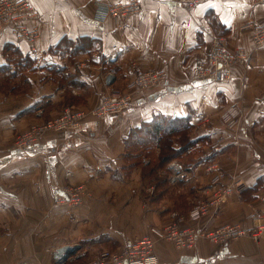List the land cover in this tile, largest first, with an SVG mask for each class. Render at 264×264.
Returning <instances> with one entry per match:
<instances>
[{"label": "crops", "instance_id": "0c3cea01", "mask_svg": "<svg viewBox=\"0 0 264 264\" xmlns=\"http://www.w3.org/2000/svg\"><path fill=\"white\" fill-rule=\"evenodd\" d=\"M32 1L39 18L25 26L37 37L19 39L10 28L0 34V69L18 55L36 66L9 82L0 73V264H58L55 254L67 246L73 251L63 264H90L173 214L187 219L193 204L211 195L216 174L233 194L197 225L254 226L264 193V46L256 47L248 26L264 25V0H226V6L209 0L193 10L173 0H139L142 11L122 29L97 0ZM216 36L249 54L230 82L195 76ZM81 37L98 44L74 59L57 50L65 38ZM15 66L6 75L17 74ZM142 70L164 72L166 86L136 92L123 114L88 116L79 130L49 132L28 150L14 146L31 125L71 104L94 108ZM231 106L242 113L234 129L221 119ZM174 118L195 141L178 159L189 175L176 186L167 181V168L153 166L164 128L139 131ZM177 139L173 147L180 148ZM211 160L218 172H208ZM155 249L161 264H264V239L248 236L223 246L200 238L195 250L157 241Z\"/></svg>", "mask_w": 264, "mask_h": 264}, {"label": "built area", "instance_id": "2783aa9c", "mask_svg": "<svg viewBox=\"0 0 264 264\" xmlns=\"http://www.w3.org/2000/svg\"><path fill=\"white\" fill-rule=\"evenodd\" d=\"M181 4L187 10L195 9L199 4L209 0H173ZM104 6L106 14L110 15L119 26L133 15L139 14L143 5L139 0L128 2L113 0H97ZM39 18V12L32 0H0V34L10 28L19 39L32 40L37 37L36 30H28L25 22ZM253 40L257 48L264 46V25H252ZM249 54L245 49L232 50L229 40L225 36H216L212 39L210 49L204 59L196 68V78L199 80H225L232 78V68L235 65H244ZM167 84L164 72L157 70H142L128 81L121 90L113 91L105 95L101 103L94 108H80L65 106L55 116L40 124L31 125L26 131L18 133L14 139V146L21 150H28L40 143L49 132H67L79 130L83 121L91 116L96 120H105L111 116L125 113L131 109L135 93L151 88H162ZM241 119L240 111L235 107H229L222 113V120L229 128H237ZM216 148V146H215ZM207 170L209 173L218 172L211 160ZM189 172L178 160L168 165V182L176 186L182 182ZM211 197L197 200L189 217L172 215L171 220L158 226H152L147 234L136 238L132 242L123 245L117 250H103L98 258L90 264H161L156 254V242L167 241L180 250H195L200 238H207L215 245H227L231 241L241 237H251L255 242L264 239V193L260 196L263 208L255 213L254 226L247 228L240 224H225L208 228L206 225H197L204 218H212L217 215L228 198L233 194L232 186L221 185L219 174L212 177ZM237 190L243 186L237 183ZM151 191L153 190L150 189ZM78 204L80 200H71ZM67 253L55 254L58 264H63L68 259Z\"/></svg>", "mask_w": 264, "mask_h": 264}, {"label": "trees", "instance_id": "16d2710c", "mask_svg": "<svg viewBox=\"0 0 264 264\" xmlns=\"http://www.w3.org/2000/svg\"><path fill=\"white\" fill-rule=\"evenodd\" d=\"M97 44V41L89 37H81L76 41L65 38L59 43V45L57 46V50L59 49L69 52L72 59H74L75 56L81 51L90 50ZM13 63H15L16 65L15 68L17 74L6 75L5 72L11 68V65ZM35 69L36 66L34 61H32L28 57H22L21 55H18L17 59L10 58L9 64L5 67H2L0 69V73H4V80H6V82H9L16 75L24 78L26 71H34ZM159 128H164L163 135L159 137L158 141V145L161 148V153L159 155V158H157L153 163V166L154 168L165 169L173 159H183V153H185L191 146H193L195 141H190V139L186 137V135L190 131V127L188 125H185L184 123H179V119L176 118L168 119L166 123L162 124V126L155 123H146L139 131L146 130V132L148 133L154 132L155 134H158L160 132ZM173 137H178L177 142L181 145L180 148L173 147Z\"/></svg>", "mask_w": 264, "mask_h": 264}, {"label": "rangeland", "instance_id": "374dc122", "mask_svg": "<svg viewBox=\"0 0 264 264\" xmlns=\"http://www.w3.org/2000/svg\"><path fill=\"white\" fill-rule=\"evenodd\" d=\"M246 52H247V51H246ZM248 58H249V57H248ZM247 61H248V60H247ZM246 63H247V62H246ZM244 65H245V64H244ZM244 65H239V66H244ZM235 66H237V65H235ZM235 66H233V68H234ZM233 68H232V71H233ZM231 79H232V78H231ZM231 79L228 80V81H225V80H218V81L230 82ZM151 89H157V88H151ZM231 107H234V106H231ZM228 108H229V107H228ZM228 108H227V109H228ZM235 108H236V107H235ZM227 109H225V110H227ZM237 109H238V108H237ZM225 110H224V111H225ZM238 110H239V109H238ZM224 111H223V112H224ZM239 111H240V110H239ZM223 112H222V113H223ZM222 113H221V119H222ZM240 113H241V111H240ZM51 117H53V116H50L48 119H50ZM241 117H242V113H241ZM48 119H47V120H48ZM240 120H241V119H240ZM222 121H223V120H222ZM223 123H224V122H223ZM224 124H225V123H224ZM225 125H226V124H225ZM226 126H227V125H226ZM227 127H228V126H227ZM228 128H229V127H228ZM230 129H234V128H230ZM14 139H15V138H14ZM147 159H148V158H147ZM174 160L177 161L178 159H173L172 161H174ZM172 161H171V162H172ZM179 161H180V163H181L182 165H184L183 162H182L181 160H178V162H179ZM145 162L148 163V161H147L146 159H145ZM171 162H170V163H171ZM170 163H169V164H170ZM169 164H168V165H169ZM167 170H168V166H167ZM167 176H168V171H167ZM167 181H168V180H167ZM172 186H173V185H172ZM152 187H153V186L150 185V186H147L146 189H148V191L150 192V191H151L150 189H152ZM210 197H211V195H210L208 198H210ZM228 199H229V198H228ZM228 199H227V200H228ZM193 205H194V204H193ZM240 225H242V224H240ZM242 226H243V225H242Z\"/></svg>", "mask_w": 264, "mask_h": 264}, {"label": "water", "instance_id": "95a60500", "mask_svg": "<svg viewBox=\"0 0 264 264\" xmlns=\"http://www.w3.org/2000/svg\"><path fill=\"white\" fill-rule=\"evenodd\" d=\"M108 79L110 80V79H112V77L110 76ZM72 251H73V248L67 246V247H65V248L60 249V250L58 251V253H59V255H61V254L65 253V252H66V253H70V252H72Z\"/></svg>", "mask_w": 264, "mask_h": 264}, {"label": "snow or ice", "instance_id": "6c2138e0", "mask_svg": "<svg viewBox=\"0 0 264 264\" xmlns=\"http://www.w3.org/2000/svg\"><path fill=\"white\" fill-rule=\"evenodd\" d=\"M209 6L214 8V7H215V4L213 3V4H210ZM225 6H226V0H225ZM235 6H236V5H235V3H234V4H233V7H235Z\"/></svg>", "mask_w": 264, "mask_h": 264}]
</instances>
